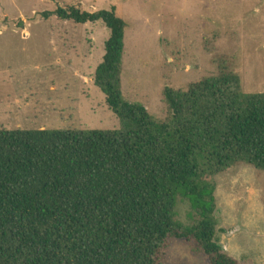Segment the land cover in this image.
Segmentation results:
<instances>
[{
  "label": "trees",
  "instance_id": "obj_1",
  "mask_svg": "<svg viewBox=\"0 0 264 264\" xmlns=\"http://www.w3.org/2000/svg\"><path fill=\"white\" fill-rule=\"evenodd\" d=\"M110 31L94 83L120 129H0V264H164L185 240L210 264H239L217 240L216 185L246 164L264 172V93L238 73L186 90H164L170 118L158 121L122 91L126 21L116 10L45 12ZM198 220H177L178 199Z\"/></svg>",
  "mask_w": 264,
  "mask_h": 264
},
{
  "label": "rangeland",
  "instance_id": "obj_2",
  "mask_svg": "<svg viewBox=\"0 0 264 264\" xmlns=\"http://www.w3.org/2000/svg\"><path fill=\"white\" fill-rule=\"evenodd\" d=\"M77 7L116 10L127 23L122 91L158 121L170 118L164 90L238 73L245 93H264V0H0V129L118 130L94 77L110 31L45 12ZM216 185L217 240L239 264H264V172L236 165ZM177 220L197 222L180 197ZM164 264H210L185 240L172 241Z\"/></svg>",
  "mask_w": 264,
  "mask_h": 264
}]
</instances>
